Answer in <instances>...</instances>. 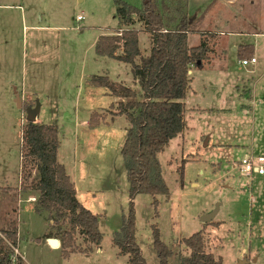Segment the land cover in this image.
Returning a JSON list of instances; mask_svg holds the SVG:
<instances>
[{"label":"rangeland","instance_id":"1","mask_svg":"<svg viewBox=\"0 0 264 264\" xmlns=\"http://www.w3.org/2000/svg\"><path fill=\"white\" fill-rule=\"evenodd\" d=\"M122 1L142 6V0ZM187 2L186 13L194 18L191 46L201 43L207 29L210 33L216 27L224 32L241 29L262 33L257 38L262 54L264 0ZM134 18L142 54L148 56L150 34ZM118 26L115 0H0V238H6L4 231L12 220L18 224L19 250L28 264H128L129 257L119 255L113 239L131 202L121 152L129 122L116 114L121 99L94 82L103 77L136 87L130 65L96 53L99 38L114 34ZM229 51L226 61L215 68L193 70L189 92L201 80L209 81L203 103L213 111L185 115V135L172 140L159 155L169 195L157 196V213L151 196L141 194L134 200L135 235L147 264H160L152 225L158 226L172 252L170 264H181L179 254L188 253L180 241L200 231L207 252L223 264H264V176H248L232 168L245 157L234 144L249 142L247 154L264 157V68L247 74L251 66L241 65L237 54ZM235 84L242 88L240 94ZM241 100L247 104V115ZM36 103L40 104L37 122L59 130L58 162L79 191V201L99 217L103 242L89 254L75 252L67 257L61 245L51 247L46 238L50 229L55 235L57 227H50L48 217L36 213V193L19 189L26 109ZM94 113L103 121L92 129L89 121ZM30 194L36 197L28 200ZM217 205L211 223L218 226H205L202 217ZM75 239L80 249L90 248L80 235Z\"/></svg>","mask_w":264,"mask_h":264},{"label":"trees","instance_id":"2","mask_svg":"<svg viewBox=\"0 0 264 264\" xmlns=\"http://www.w3.org/2000/svg\"><path fill=\"white\" fill-rule=\"evenodd\" d=\"M167 1L142 0L141 8H137L122 0H115L119 26L114 34L101 36L96 45L98 56L130 65L136 84L132 88L112 83L108 78L94 80L110 95L121 99L116 114L125 116L129 122L121 152L131 202L128 214L123 217L122 229L115 233L113 239L119 255L129 257L128 264H147L135 235L134 200L141 194L151 196L157 213L160 204L157 196L169 195L159 155L165 152L170 141L186 130L185 100L191 84L189 71L202 67L211 51L206 40H202L198 46L189 45V34L195 30L194 18L185 10L188 0L178 3L172 0V4ZM134 17L144 24L150 34L152 48L148 56L142 54L139 31L133 27ZM203 35L213 37L214 33ZM102 121L94 113L89 121L90 128L99 127ZM23 136L22 183L19 189L37 194L36 213L48 217L52 222L50 227H57L56 234L50 229L49 236L61 241L60 248L67 257L75 252L89 254L93 247L99 248L103 242L99 217L79 201L73 181L58 162V128L50 124L27 122ZM179 174L183 179V167ZM13 191L16 194L19 192ZM206 225L218 226L211 222ZM4 233L6 238H0V264H14L19 242L18 225L12 220ZM76 234L90 248L80 249L76 244ZM152 237L159 263L170 264L172 252L162 241L157 225H152ZM180 245L188 253L187 256L179 254L181 264H223L221 258L207 252L204 231L182 239ZM17 260L16 264H25L21 257H17Z\"/></svg>","mask_w":264,"mask_h":264},{"label":"crops","instance_id":"3","mask_svg":"<svg viewBox=\"0 0 264 264\" xmlns=\"http://www.w3.org/2000/svg\"><path fill=\"white\" fill-rule=\"evenodd\" d=\"M216 28L214 29L215 32H214V36L213 37H210L209 35L200 37L201 39L203 38V40L208 41L211 51L208 54L209 56H208L207 61L203 64L202 67H199V68L201 70H207V69L215 68L218 65V63L222 62V60L226 61L228 50H230L229 52L232 51L235 54H237L239 62L242 61V60H251L253 58L256 59V63H252V64L246 65V66H251L250 70H246L247 74L248 73H250V74L261 73V71L264 68V50H263L262 54L260 55V50H259L258 45H257V38H260V36H263L262 33H253V34H251V33H247V31L243 32L241 29L237 30V31H232V32H224V31H219ZM207 30H206V32H210V31H207ZM224 37H227V38L225 39ZM201 39H200V41H201ZM224 39L227 40V41H224ZM200 41H199V43H200ZM216 48L218 50V55L217 56H215V54H216L215 53V49ZM225 52H226V54H225ZM243 52H245V54H243ZM242 55H243V57H242ZM195 69H198V68H194L191 71H189L191 82L192 81L194 82L193 70H195ZM239 74H241V73H239ZM239 79H240V77H239ZM209 84H210L209 81L206 82L204 80H201V83L199 84L200 85L199 87H196V88L193 87L191 89V92L187 93V97H186V100H185L186 107H187L186 117H187V115L192 117L193 115H197V114L213 111V109L211 108L209 103H203V100L206 99V95H207L208 89L210 88ZM196 85H198V84H196ZM190 88H191V84H190ZM235 88L237 89V93L239 92V94H240L241 91H243L240 86H237V84H235ZM247 96L250 98L249 95H247ZM187 99H188V101H187ZM216 105L218 106L220 104H216ZM246 105L247 104H245L241 100V106L243 107L241 110L244 112L245 115H247L248 112H249V109L246 108ZM36 122H37V120H36ZM187 129H188V127H187ZM183 135H185V132H183L177 138L180 139V137H182ZM177 138H175V139H177ZM175 139H173V140H175ZM203 140L204 139L202 138V142H203ZM248 144H250V143L245 141V142H241V143H238V144H234V146L238 147L239 150L242 151L243 154H245L244 156L246 157V156H249L247 154L248 147H249ZM206 145L207 146L210 145V140L207 141ZM252 145H254V144H252ZM229 146H231V145H229ZM261 176H264V175H261ZM226 186L228 187L229 185L226 184ZM75 188H76V186H75ZM76 191H77V198H78V192L79 191L77 190V188H76ZM35 197H36V194L35 195L34 194H30L28 200L31 199V198H35ZM32 201H34V199ZM49 238H51V237L48 236L46 239L48 240ZM19 247H20V245H18V248H17V250L19 251V257H21L22 260H24L25 264H28V262L25 261L23 255L20 253Z\"/></svg>","mask_w":264,"mask_h":264},{"label":"built area","instance_id":"4","mask_svg":"<svg viewBox=\"0 0 264 264\" xmlns=\"http://www.w3.org/2000/svg\"><path fill=\"white\" fill-rule=\"evenodd\" d=\"M240 63L244 66L248 65V64H252V63H256V59L253 58L251 60H242L240 61ZM264 163V157L263 156H259L257 159H254L250 156H246L242 159V161H240L239 163H233L232 164V168L233 169H239V171L242 174H246V175H251L253 173H256L258 175H264V167L263 164ZM1 237V235H0ZM14 261L13 263L16 264L17 263V257H19V252L17 249H15V255H14Z\"/></svg>","mask_w":264,"mask_h":264},{"label":"water","instance_id":"5","mask_svg":"<svg viewBox=\"0 0 264 264\" xmlns=\"http://www.w3.org/2000/svg\"><path fill=\"white\" fill-rule=\"evenodd\" d=\"M17 103L19 104V102H17ZM39 112H40V104L39 103H36L34 108H32V107L27 108V110H26V113H27L26 121L30 122V123H35L36 120H38L37 116H38ZM218 207H219V205H217L215 210L204 215L202 217L201 221L205 224L212 222L214 220V218L216 217V215L218 214V210H219ZM48 242H49L50 246L53 248L59 247L61 245L59 240L56 238H49ZM239 264H243V263L240 262Z\"/></svg>","mask_w":264,"mask_h":264},{"label":"flooded vegetation","instance_id":"6","mask_svg":"<svg viewBox=\"0 0 264 264\" xmlns=\"http://www.w3.org/2000/svg\"><path fill=\"white\" fill-rule=\"evenodd\" d=\"M27 110V109H26Z\"/></svg>","mask_w":264,"mask_h":264}]
</instances>
